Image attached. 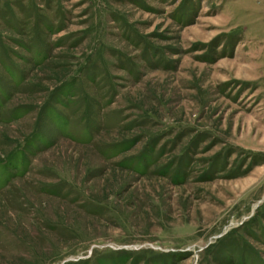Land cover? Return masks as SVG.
<instances>
[{"label": "rangeland", "instance_id": "rangeland-1", "mask_svg": "<svg viewBox=\"0 0 264 264\" xmlns=\"http://www.w3.org/2000/svg\"><path fill=\"white\" fill-rule=\"evenodd\" d=\"M1 161L0 264H264V0H0Z\"/></svg>", "mask_w": 264, "mask_h": 264}, {"label": "trees", "instance_id": "trees-1", "mask_svg": "<svg viewBox=\"0 0 264 264\" xmlns=\"http://www.w3.org/2000/svg\"><path fill=\"white\" fill-rule=\"evenodd\" d=\"M51 113H52V116H54L55 117V119H56V122L58 123V124H60V125H64V118H63V116H61L58 112H55V111H51ZM16 115V114H15ZM41 138L42 139H44L42 136H41ZM120 148V147H119ZM8 160V159H7ZM7 163V161H1L0 162V164H6ZM11 165V164H10ZM12 165H18V163L14 160V162H12ZM12 165H11V169H12ZM2 169V168H1ZM0 169V172H4V171H2ZM5 176H3L4 178H6V174H4ZM5 182V180H2V184Z\"/></svg>", "mask_w": 264, "mask_h": 264}]
</instances>
